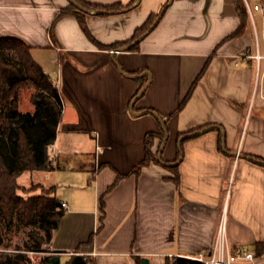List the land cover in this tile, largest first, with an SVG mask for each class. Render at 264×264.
Masks as SVG:
<instances>
[{
  "label": "crops",
  "instance_id": "0c3cea01",
  "mask_svg": "<svg viewBox=\"0 0 264 264\" xmlns=\"http://www.w3.org/2000/svg\"><path fill=\"white\" fill-rule=\"evenodd\" d=\"M85 1L125 8L86 14L102 45L130 41L151 15L165 12L138 51H123L134 42L100 50L75 16L57 19L70 5L67 0H0V38L16 37L31 46L63 101L49 147L54 170L19 178L29 174L28 181L55 187L62 203L65 215L50 244L53 256L79 255L93 264H141L143 258L166 264L210 255L223 222L231 248L255 253V245L264 244V166L231 154L264 162V12H247L244 32L232 37L242 25V0H141L136 7L137 2L130 7L133 0ZM148 75L150 85L133 112ZM145 111L166 124L162 157L168 164L178 162L180 134L216 128L184 142L179 188L160 164L144 168L139 177L131 174L145 157L146 134L162 129ZM221 131L226 152L223 141L220 149ZM160 147L156 140L154 153ZM256 257L264 264V255Z\"/></svg>",
  "mask_w": 264,
  "mask_h": 264
},
{
  "label": "trees",
  "instance_id": "16d2710c",
  "mask_svg": "<svg viewBox=\"0 0 264 264\" xmlns=\"http://www.w3.org/2000/svg\"><path fill=\"white\" fill-rule=\"evenodd\" d=\"M76 1L86 10H104L107 12L105 15L121 13L125 9L121 5L103 7L89 4L85 0ZM135 2L137 0H133L130 7ZM238 10L242 25L232 37L241 35L246 26L247 10L243 0L238 6ZM66 15H73L78 19L83 33L100 50H116L145 37L158 17V15H151L145 24L136 30L130 41L113 45H102L98 43L90 32L85 20V13L78 11L70 4L66 9L61 10L57 19ZM138 50L139 44L131 47L129 51L136 52ZM203 73L198 77L183 100L180 110L184 109L190 100ZM25 97H28L31 109H22ZM62 111L63 101L59 90L52 78L45 73L43 68L33 58L32 47L16 37L0 38V216L8 226H11L16 218L26 226L39 225L45 236L32 234L38 244L29 247L27 251L31 253L46 252L53 254L50 244L65 215V210L62 208V203L55 196V187L50 188L48 192L42 195L25 198L19 195V192L25 191V189L19 185L18 179L28 172H51L54 170L49 155V147L56 140ZM201 129L204 128H199L198 130ZM193 132L191 131V133ZM183 135L185 134H180L179 139ZM156 140L160 141L161 146L164 140L162 129L159 133L149 132L146 134L144 139L145 157L132 170V175L139 177L144 168L152 164H160L158 161L160 150L157 153L153 151ZM184 142L181 144L178 161L183 155ZM219 143L221 149L222 136H220ZM165 168L174 174L173 181L179 188V165L175 167L166 166ZM119 178L121 176H118ZM104 209L103 195L100 199L101 226L104 224ZM92 240L93 237L90 242ZM28 252L9 256L5 260L0 261V264H33V259ZM255 254L258 257L264 255V244L255 245ZM52 257L54 256L49 255L41 259V262H48ZM67 264H93V262L84 256L73 255ZM166 264L203 263L175 258L172 260L168 259Z\"/></svg>",
  "mask_w": 264,
  "mask_h": 264
},
{
  "label": "rangeland",
  "instance_id": "374dc122",
  "mask_svg": "<svg viewBox=\"0 0 264 264\" xmlns=\"http://www.w3.org/2000/svg\"><path fill=\"white\" fill-rule=\"evenodd\" d=\"M22 109H31L28 97L23 99ZM38 173V172H37ZM30 178L29 174H26L22 181H19V185L25 189V191L19 192V195L28 198L30 196H39L42 195L50 188L41 185L39 182L28 181ZM45 236L44 232L40 229L38 224L32 226L24 225L18 218L15 219L14 223L11 226H8L3 218L0 216V261L5 260L9 256L16 255L21 252H28L30 246L37 245V240L32 236ZM29 256L34 259L36 264L42 263L41 259L49 256V253H37L32 254L28 252ZM69 259L67 257H61L59 264H67ZM43 264H53L44 262Z\"/></svg>",
  "mask_w": 264,
  "mask_h": 264
},
{
  "label": "water",
  "instance_id": "95a60500",
  "mask_svg": "<svg viewBox=\"0 0 264 264\" xmlns=\"http://www.w3.org/2000/svg\"><path fill=\"white\" fill-rule=\"evenodd\" d=\"M69 2V4H71L72 6H74L78 11L80 12H83L85 14H88V15H93V16H98V15H103L105 14L106 12L105 11H102V10H86L81 4H79L76 0H67ZM141 0H138L137 3L135 4V6L133 7H136L139 3H140ZM165 12V9L161 12V14L158 16L157 20L154 22V24L152 25V27L150 28V31H152L153 29L156 28V26L159 24L163 14ZM144 37L140 38L139 40L135 41L133 45H136L138 44L141 40H143ZM131 46H128L126 48H124L123 51H126V50H129ZM119 70L120 72L123 74V75H126L124 70L122 68L119 67ZM127 76V75H126ZM149 76V82L142 88V90L139 92V94L137 95V97L133 100L132 104H131V110L133 111L134 110V106L136 104V102L144 95L146 89L148 88V86L150 85V82H151V75H148ZM129 77H132L134 79H138V78H141L142 76H129ZM134 112V111H133ZM143 114H151L153 115L157 120L158 122L160 123L161 125V128L164 132V140L162 142V145L160 147V151H159V154H158V161L159 163L166 167V166H169V167H175V166H178L180 164V161L182 160V157L180 158V160L174 164H168L166 163L164 160H163V152H164V149L166 147V144L168 142V139H169V133H168V129L166 127V124L164 122V120L158 115L156 114L155 112H152V111H145L143 112ZM216 128L214 127H208V128H205L203 130H200V131H197V132H194V133H190V134H185L183 135L180 139H179V149L181 148V144L185 141V140H188V139H191L193 137H198L204 133H207V132H210L212 130H214ZM222 133V141H223V148L226 152V135H225V132L224 131H221ZM233 157H238V158H244V159H247L251 162H254V163H257V164H260L262 166H264V162L261 161V160H257L256 158H252V157H249V156H245V155H242V154H239V153H233L231 154ZM50 263H53V264H59L60 262V259L59 257H53L51 258L50 260ZM141 264H150V261L148 258H143L141 260Z\"/></svg>",
  "mask_w": 264,
  "mask_h": 264
},
{
  "label": "built area",
  "instance_id": "2783aa9c",
  "mask_svg": "<svg viewBox=\"0 0 264 264\" xmlns=\"http://www.w3.org/2000/svg\"><path fill=\"white\" fill-rule=\"evenodd\" d=\"M243 2L249 14L257 11L264 12V0H243ZM261 58L262 57L260 55H257L258 60H261ZM188 260L198 261L203 264H238L243 261H247L250 264H258L256 254L253 251H250L246 248L234 249L228 245V242L226 240V228L224 222L219 227L218 236L212 253L210 255L200 254L196 257L188 258ZM33 264H36L34 262V259Z\"/></svg>",
  "mask_w": 264,
  "mask_h": 264
}]
</instances>
